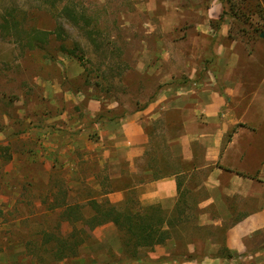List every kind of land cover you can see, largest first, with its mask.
I'll use <instances>...</instances> for the list:
<instances>
[{
    "label": "rangeland",
    "instance_id": "374dc122",
    "mask_svg": "<svg viewBox=\"0 0 264 264\" xmlns=\"http://www.w3.org/2000/svg\"><path fill=\"white\" fill-rule=\"evenodd\" d=\"M77 1L99 18L100 41H110L108 48L96 50L84 32L65 25L83 50V65L61 52L53 37L43 50H21L0 36V264H42L26 247L41 225L56 220L55 213L42 210L78 202L88 214V199H102L100 193L109 189L104 153L113 147L109 117L143 110L162 93L195 91L204 86L216 51H249L264 42V0ZM38 2L0 0V13L17 3L29 25L53 29V12ZM98 113L103 120L95 123ZM189 212L194 223L197 213ZM174 236L195 250L208 247L205 238L219 245L222 240L213 227L184 226ZM122 247L120 233L105 224L93 229L79 257L65 264L172 263L173 240L140 249L139 260ZM222 253L213 257L216 264H264V254L225 259Z\"/></svg>",
    "mask_w": 264,
    "mask_h": 264
},
{
    "label": "crops",
    "instance_id": "0c3cea01",
    "mask_svg": "<svg viewBox=\"0 0 264 264\" xmlns=\"http://www.w3.org/2000/svg\"><path fill=\"white\" fill-rule=\"evenodd\" d=\"M216 54L204 86L162 93L161 107L156 100L111 121L113 147L104 153L111 203L133 194L172 210L179 183L197 210L194 224L222 231L221 245L205 238L204 250H176L195 252L200 264H216L220 249L231 258L264 254V42ZM122 179L129 188H112Z\"/></svg>",
    "mask_w": 264,
    "mask_h": 264
},
{
    "label": "trees",
    "instance_id": "16d2710c",
    "mask_svg": "<svg viewBox=\"0 0 264 264\" xmlns=\"http://www.w3.org/2000/svg\"><path fill=\"white\" fill-rule=\"evenodd\" d=\"M38 3L39 8L53 12L52 17L55 20L53 29L47 30L29 25L25 9L15 3V5L4 7L0 13V36L12 39L21 50H43L53 37L59 42L58 49L61 52L76 58L82 65L85 61L83 50L77 40L70 38L65 30V25L84 32L96 50L109 47L110 41H100L102 31L99 18L88 13V9L79 4L77 0H39ZM234 14V16L242 17L236 12ZM103 116L102 113H98L95 123L101 122ZM119 117L120 115L115 118L112 116L108 120L115 122ZM7 149V147L4 148V156L10 160L11 155L7 154ZM103 180L108 186H111L112 179L108 178V172L104 175ZM118 182H120V187L113 186L112 188L127 189L131 185V182L124 181V179ZM179 185L178 183L177 203L172 210H164L158 204L142 205L133 194L128 195L123 202L113 204L105 197L106 192L100 193L101 200L94 197L88 199V214L84 213L83 207L78 202L51 205L42 212L55 213V222L53 225H41L34 232L33 240L26 247L31 250L36 263L43 261L42 264H57L63 261L65 264L69 260L79 257V249L87 242L93 229L110 223L120 233L122 249L130 259L139 260L140 257L137 256V253L140 249L151 250L173 240L174 252L169 261L181 264L185 261L196 260L198 263L202 258L196 256L195 253L180 254L176 252L183 247L174 236L177 231H180L184 226L202 228L190 222L191 217H195V215L188 213V210L196 213L197 210L190 205L188 195L185 192H179ZM56 208L60 210L54 212ZM65 223L67 229H63ZM218 230L222 233L220 229ZM43 257L47 260H44ZM222 257L231 259L230 254L222 253ZM165 259L162 258V260Z\"/></svg>",
    "mask_w": 264,
    "mask_h": 264
},
{
    "label": "water",
    "instance_id": "95a60500",
    "mask_svg": "<svg viewBox=\"0 0 264 264\" xmlns=\"http://www.w3.org/2000/svg\"><path fill=\"white\" fill-rule=\"evenodd\" d=\"M261 36L264 37V33H261Z\"/></svg>",
    "mask_w": 264,
    "mask_h": 264
}]
</instances>
